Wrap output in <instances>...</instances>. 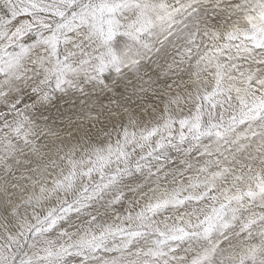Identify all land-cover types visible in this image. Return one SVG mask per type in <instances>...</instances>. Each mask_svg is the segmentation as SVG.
<instances>
[{
	"label": "snow or ice",
	"instance_id": "1",
	"mask_svg": "<svg viewBox=\"0 0 264 264\" xmlns=\"http://www.w3.org/2000/svg\"><path fill=\"white\" fill-rule=\"evenodd\" d=\"M0 264H264V0H0Z\"/></svg>",
	"mask_w": 264,
	"mask_h": 264
}]
</instances>
